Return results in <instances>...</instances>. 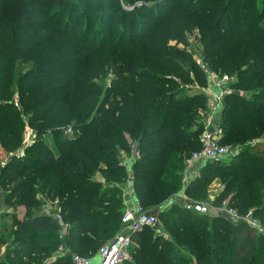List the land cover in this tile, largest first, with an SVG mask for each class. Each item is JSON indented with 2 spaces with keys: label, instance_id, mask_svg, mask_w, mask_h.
Instances as JSON below:
<instances>
[{
  "label": "trees",
  "instance_id": "16d2710c",
  "mask_svg": "<svg viewBox=\"0 0 264 264\" xmlns=\"http://www.w3.org/2000/svg\"><path fill=\"white\" fill-rule=\"evenodd\" d=\"M132 1L140 7L128 12L121 0H0V189L28 210L14 219L11 237L0 238V264H73L71 255L48 260L62 243L54 207L68 224L63 242L72 254L96 256L122 228L129 180L137 203L158 212L160 231L134 235L124 264H264V234L243 221L179 203L162 209L200 150L208 118L207 95L183 85H208L197 57L238 77L229 88L242 94L223 97L218 128L220 144L239 151L203 162L186 192L205 200L219 180L216 204L227 199L264 229V0ZM137 10L159 17L152 31ZM188 35L199 53L177 47ZM28 125L39 136L51 130L54 150L37 136L16 158ZM69 127L78 135H64Z\"/></svg>",
  "mask_w": 264,
  "mask_h": 264
},
{
  "label": "built area",
  "instance_id": "2783aa9c",
  "mask_svg": "<svg viewBox=\"0 0 264 264\" xmlns=\"http://www.w3.org/2000/svg\"><path fill=\"white\" fill-rule=\"evenodd\" d=\"M197 64L208 77V85L206 87L197 86L199 91L208 97V118L205 129L200 135L201 148L186 160L185 167L187 166V168L197 166L203 162H218L231 154L228 147L220 144L221 131L218 125H210L209 115L222 106L223 97L230 91L228 85L233 83L235 79L227 74H216L212 72L200 60L197 61ZM16 106L19 108L17 103ZM67 133L71 136L74 135L72 128H69ZM25 137L26 139L33 138V131L28 128ZM24 143L25 146L14 154L16 158H23L25 147L31 144L29 142ZM189 183L188 178L187 181L185 179L183 190L176 195L180 201L179 203L185 210L198 215H222L232 222L243 221L249 228L260 234H264V229L260 226L257 219L252 216L251 212L245 216H241L234 208L230 207L227 199L220 205L214 206L192 199L186 192ZM150 212V210L136 202L131 208L126 209L122 218L120 232L113 239L106 242L99 249L96 256H82L72 254L69 247L63 242L67 235L68 224L57 210L56 222L59 230L58 238L62 243L58 246L56 254L48 260L54 261L57 257L71 255L73 264H124L131 262V249L134 245V235L146 228L155 229L156 232L160 231L156 229L158 226L157 216Z\"/></svg>",
  "mask_w": 264,
  "mask_h": 264
},
{
  "label": "rangeland",
  "instance_id": "374dc122",
  "mask_svg": "<svg viewBox=\"0 0 264 264\" xmlns=\"http://www.w3.org/2000/svg\"><path fill=\"white\" fill-rule=\"evenodd\" d=\"M122 2H120V4L121 5H124V9H126V10H128V12L129 11H132V10H134V8H135V6H138V7H140V4H141V1H137V2H134V1H127V0H121ZM134 3V4H131V3ZM129 6V7H128ZM122 7V6H121ZM122 9L123 8H121L120 9V6H118V8L116 7V10H115V12H114V15H115V18H114V22H118V20L120 19L119 18V16L121 15V14H123V12H122ZM136 10V9H135ZM158 10L159 11H161V9L160 8H158ZM89 12H85V13H83V15L85 16V15H87ZM109 13H111V12H109ZM136 14L137 15H139V16H142V18L143 19H150L149 21H150V26H151V31L153 30V28H155L156 27V25H154V24H156L157 23V21H158V18L159 17H157V18H149L148 17V15H146L145 14V12L144 11H136ZM89 15V14H88ZM145 17V18H144ZM141 17H140V19H142ZM99 20L97 19V18H95L94 20H93V23L95 24L96 22H98ZM140 21V20H139ZM139 21L136 23V26H138L139 25ZM263 23H264V20L262 21ZM111 23H113V22H111ZM97 24V23H96ZM108 24H110V23H108ZM116 24V27L115 28H117L118 27V23H115ZM152 24V25H151ZM111 25V24H110ZM149 25H146L147 27H148V30H149V28H150V26ZM83 26V24L81 25V27ZM135 26V27H136ZM80 27V28H81ZM138 28H139V26H138ZM115 32H116V30H115ZM116 33L114 34V38H116ZM128 37L126 36V39H127ZM173 43V42H172ZM186 44H188V46L186 47ZM171 45H173V46H175L176 44L175 43H173V44H171ZM177 47L179 48V49H184V47H186V49L187 50H189V51H194V53L197 51L198 53H199V51H200V49L202 48L200 45H199V43H196V40H195V37L194 36H190V35H188V43H182V42H180L178 45H177ZM196 57V56H195ZM198 60H201L202 61V59H199V58H197L196 57V63H197V61ZM233 79H235L234 80V82L233 83H235L236 82V80L238 79V77H237V75H236V73H232V74H229ZM233 83H231V84H229V86L228 87H230V85H232ZM183 85H185V87L186 88H188V90H189V92L191 93V94H193V93H199L200 91H199V88L197 87V86H199L198 84H196L195 82L194 83H186V84H183ZM230 89V88H229ZM236 93V94H242V92H241V90L239 89V88H236V89H230V91L228 92V93ZM201 93V92H200ZM227 93V94H228ZM244 94V93H243ZM244 95H248L247 93L246 94H244ZM27 127V129L29 128V129H31L32 131H33V133H34V137L33 138H31V139H26V137L24 138V142H29V143H31V145H34V143L36 142V137L37 136H39V134L38 133H36L33 129V127H29V125L28 126H26ZM70 128V127H69ZM68 128V129H69ZM68 129H66L65 130V132H63L64 133V135H68L69 136V134L67 133V130ZM72 132L73 133H75V135H78V131L77 130H75V129H72ZM47 134H45L46 136H44V135H42V136H39V137H41V139H42V141L45 143V145L49 148V150L50 151H52V150H54V135H51V130H47V132H46ZM261 141V142H260ZM256 142H259V144L260 143H262V140H255L254 142H253V144H255ZM226 147H228L229 149H230V151H231V154L230 155H234V153H236V152H238L239 151V147H232L231 145H225ZM40 151H43L44 153H45V150L41 147V148H38ZM26 148H25V151H24V156L26 155L25 153H26ZM0 157L1 158H5V156L3 155V154H1L0 153ZM23 156V157H24ZM34 157V156H33ZM229 157V156H228ZM226 159H227V157L226 158H224L223 160H221V161H218V162H213V163H220V162H222V161H226ZM2 165H3V162H2ZM201 166H203V163H199L198 164V167H201ZM198 172V174H197V176H199V174H200V168H199V171H197ZM196 176V177H197ZM217 181V183L216 184H213L214 182H216ZM1 188V187H0ZM1 190V189H0ZM221 190H223V185H222V183L219 181V180H214L204 191H205V193H206V199L205 200H201V199H198L199 201H201V202H203V203H208V204H210V205H212V206H214V205H217V204H213L212 203V200L213 199H211L210 198V196L212 197V195H215L214 193L216 192V193H218L219 191L221 192ZM203 191V192H204ZM157 200H158V198L157 199H154L151 203H150V205L152 206L153 204H156L157 203ZM48 203V202H47ZM166 204L167 203H165L164 204V206H166ZM48 205H52V204H48ZM48 205H46V206H43L41 209H39V210H32V214H38V213H42V212H45V210H47V206ZM150 206V207H151ZM18 208H19V212L18 213H15V217H6L8 214H6L4 217H3V219H0V238H8V237H11V231L13 230V229H15V225H14V219L15 220H18V221H22L23 219H24V216L28 213V210H27V208L25 207V206H17ZM17 207H15L14 209H16ZM150 207H148V208H150ZM165 208H169V207H162V209H165ZM151 209V208H150ZM153 209V208H152ZM52 211L54 212L55 211V209L54 208H52ZM52 211H50L52 214H53V212ZM150 213H154L156 216H158L159 214H158V212L157 213H155V212H150ZM31 214V213H30ZM10 215H12V214H10ZM257 221H258V223L260 224V226H261V223H260V221L257 219ZM2 226V227H1ZM159 227L161 228V225H159ZM262 227V226H261ZM253 230V229H252ZM254 232H256L257 234H260V233H258L257 231H255V230H253ZM161 234V233H160ZM165 234V233H164ZM135 245H139V242H136L135 243ZM46 261V260H45Z\"/></svg>",
  "mask_w": 264,
  "mask_h": 264
},
{
  "label": "crops",
  "instance_id": "0c3cea01",
  "mask_svg": "<svg viewBox=\"0 0 264 264\" xmlns=\"http://www.w3.org/2000/svg\"><path fill=\"white\" fill-rule=\"evenodd\" d=\"M222 109L223 106L217 108L216 110H214V112H211L209 115V120H210V125H218L219 121L221 119V114H222ZM198 165L197 166H192L187 168V166L185 167V169L182 172V179H181V183L179 186V189L177 191L176 194L173 195L172 198H170L167 201L166 206L164 207H170L171 205L175 204V203H179L180 201L177 199V194L183 190L184 188V181L187 178L189 180V182H191L194 178H196L198 172L199 171ZM216 182H214L213 184H216ZM126 190H125V205H126V209L127 208H131L136 202H137V198L134 194V190H133V185H132V181L129 180L125 186ZM222 191V190H221ZM221 192L219 191L218 193H214L215 195H212V197L210 196L212 200L213 204H216V198L217 196L220 194ZM190 196V195H189ZM191 197V196H190ZM192 198V197H191ZM194 199V198H192ZM196 200V199H194ZM199 201V200H197ZM180 204V203H179ZM181 205V204H180ZM15 207L12 206V202L9 201V196L7 192H4L2 190H0V219H3V217L8 214L6 217H15V213L19 212V208L17 207L16 209H14ZM55 211L53 212L52 215H55L57 212V207H54ZM51 213V212H50ZM12 214V215H10ZM2 227V226H1ZM1 236V235H0ZM5 252H6V246H0V263L4 260V256H5Z\"/></svg>",
  "mask_w": 264,
  "mask_h": 264
}]
</instances>
